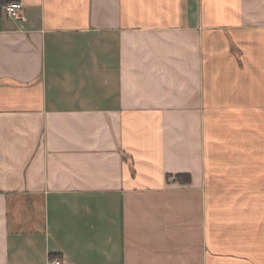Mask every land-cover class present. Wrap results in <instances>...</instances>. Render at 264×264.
I'll list each match as a JSON object with an SVG mask.
<instances>
[{
    "label": "crops",
    "instance_id": "obj_1",
    "mask_svg": "<svg viewBox=\"0 0 264 264\" xmlns=\"http://www.w3.org/2000/svg\"><path fill=\"white\" fill-rule=\"evenodd\" d=\"M52 257L264 264V0H0V264Z\"/></svg>",
    "mask_w": 264,
    "mask_h": 264
},
{
    "label": "built area",
    "instance_id": "obj_2",
    "mask_svg": "<svg viewBox=\"0 0 264 264\" xmlns=\"http://www.w3.org/2000/svg\"><path fill=\"white\" fill-rule=\"evenodd\" d=\"M23 5L20 1H13L3 4L1 6L2 15L8 19L19 17L22 12ZM47 264H68L62 258H51L48 260Z\"/></svg>",
    "mask_w": 264,
    "mask_h": 264
},
{
    "label": "trees",
    "instance_id": "obj_3",
    "mask_svg": "<svg viewBox=\"0 0 264 264\" xmlns=\"http://www.w3.org/2000/svg\"><path fill=\"white\" fill-rule=\"evenodd\" d=\"M175 179H177L181 183H188L190 180V177L188 174H180V175H176ZM52 258H54V257H52Z\"/></svg>",
    "mask_w": 264,
    "mask_h": 264
}]
</instances>
